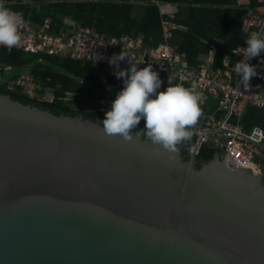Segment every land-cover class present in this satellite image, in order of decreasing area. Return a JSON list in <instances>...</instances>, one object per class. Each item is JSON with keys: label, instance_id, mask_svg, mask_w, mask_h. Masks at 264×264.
<instances>
[{"label": "water", "instance_id": "water-1", "mask_svg": "<svg viewBox=\"0 0 264 264\" xmlns=\"http://www.w3.org/2000/svg\"><path fill=\"white\" fill-rule=\"evenodd\" d=\"M262 180L0 94V264H264Z\"/></svg>", "mask_w": 264, "mask_h": 264}, {"label": "built area", "instance_id": "built-area-1", "mask_svg": "<svg viewBox=\"0 0 264 264\" xmlns=\"http://www.w3.org/2000/svg\"><path fill=\"white\" fill-rule=\"evenodd\" d=\"M149 3L157 7L160 20L161 42L155 46L146 44L140 34L110 35L95 26H76L67 20L60 28L53 29L49 18L36 25L21 15L20 41L11 50L33 57L34 61L18 67L0 59V86L19 90L30 99L53 102L55 95L46 91L42 79L32 72L36 64H45L44 57L90 63L107 71L112 69L108 58L121 50L126 51L128 60L138 67L152 65L162 81L161 90L170 83L194 87L200 92L201 116L190 128L195 141L189 151L197 155L204 144H209L218 150L219 160L227 167L262 176L264 130L258 126L245 129L241 121L249 107L264 108V90L254 76L250 77L249 86L244 87L232 69L241 54L231 50L245 44L232 48L218 66H214L212 52L200 64L190 65L186 54L171 44L173 31L182 28L175 23L174 12L166 10L160 0H149ZM257 3L263 7V12L251 7L240 14L241 32L247 37L252 32H264V0H257ZM1 49L7 53L11 51L3 46ZM261 59L262 54H259L248 63L258 64ZM120 67L127 65L120 61ZM49 80L46 78L47 82ZM112 87L117 92L122 87L121 79L115 77ZM73 95L66 92L61 100L66 102Z\"/></svg>", "mask_w": 264, "mask_h": 264}, {"label": "trees", "instance_id": "trees-1", "mask_svg": "<svg viewBox=\"0 0 264 264\" xmlns=\"http://www.w3.org/2000/svg\"><path fill=\"white\" fill-rule=\"evenodd\" d=\"M164 6L176 7L174 21L185 30L173 31L171 44L186 54L190 65L203 62L208 54L214 53V66L238 45H244L247 38L241 32L240 14L248 8L258 6L257 0H248L246 5H238L237 0H160ZM138 2H142L141 4ZM5 6L19 12L31 23L42 24L49 18L53 29L63 25L64 19H70L76 26L94 25L110 35L143 36L144 42L157 45L161 42V29L158 9L149 0H4ZM0 59L14 66L23 67L34 61L33 57L18 51L0 50ZM45 64H36L32 72L38 75L46 91L55 95L53 102L30 99L19 90H8L0 86V94L22 104L37 106L55 115L81 116L91 121L100 122L104 110L116 93L112 87L115 80L113 69L104 71L90 63L82 64L69 59L44 57ZM256 66L255 79L264 90V54ZM46 78L50 80L47 82ZM259 89V88H258ZM66 92L77 96L78 100H101L104 103L94 110L76 109L61 100ZM143 119L138 127H143ZM245 129L258 126L264 130V108L249 107L241 121ZM133 133H137L135 130ZM143 138L147 139L144 135ZM195 138L182 141L177 147L187 157ZM218 150L204 144L196 155V167L212 160ZM264 183V170H263Z\"/></svg>", "mask_w": 264, "mask_h": 264}, {"label": "clouds", "instance_id": "clouds-1", "mask_svg": "<svg viewBox=\"0 0 264 264\" xmlns=\"http://www.w3.org/2000/svg\"><path fill=\"white\" fill-rule=\"evenodd\" d=\"M20 23L21 14L0 0V46L11 50L18 45ZM244 42V47L231 50L234 54H241L232 69L240 83L248 87L250 77L257 75L256 66L248 61L264 54V32H252ZM120 61H124L127 67H120ZM108 63L113 75L121 79L122 87L100 119L104 133L130 141L135 130L153 145L175 152L178 144L190 138V128L201 116L200 92L194 87L170 83L161 90L162 81L152 65L138 67L137 63L128 60L127 52L123 50L112 54ZM142 119L143 127H138Z\"/></svg>", "mask_w": 264, "mask_h": 264}, {"label": "rangeland", "instance_id": "rangeland-1", "mask_svg": "<svg viewBox=\"0 0 264 264\" xmlns=\"http://www.w3.org/2000/svg\"><path fill=\"white\" fill-rule=\"evenodd\" d=\"M68 22H72V20H67ZM79 98L75 95L73 96H69L68 97V101H66L70 106H73L76 109H83V110H94L99 108V106H101L104 101L101 100H78ZM97 101H101V102H97ZM263 176V175H262Z\"/></svg>", "mask_w": 264, "mask_h": 264}, {"label": "crops", "instance_id": "crops-1", "mask_svg": "<svg viewBox=\"0 0 264 264\" xmlns=\"http://www.w3.org/2000/svg\"><path fill=\"white\" fill-rule=\"evenodd\" d=\"M70 1H79V0H70ZM238 2V5H246L248 4V0H237ZM166 10H170V11H174V10H177L176 7H173L171 5H167L164 7ZM255 8L259 11V12H263V7L258 5V6H255ZM65 20H69V19H64ZM87 26H91V25H87ZM94 26V25H92ZM182 28H180L181 30H185V27L181 26ZM213 53V51H211ZM210 52V53H211ZM209 55V54H208ZM214 55V53H213Z\"/></svg>", "mask_w": 264, "mask_h": 264}]
</instances>
